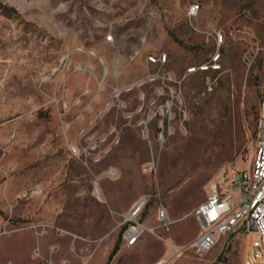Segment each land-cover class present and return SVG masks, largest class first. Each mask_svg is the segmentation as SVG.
Masks as SVG:
<instances>
[{"label":"rangeland","instance_id":"obj_1","mask_svg":"<svg viewBox=\"0 0 264 264\" xmlns=\"http://www.w3.org/2000/svg\"><path fill=\"white\" fill-rule=\"evenodd\" d=\"M263 67L264 0H0V264H107L120 235L108 264H242L253 234L199 252L194 210L248 163ZM144 194L169 229L126 246Z\"/></svg>","mask_w":264,"mask_h":264},{"label":"built area","instance_id":"obj_2","mask_svg":"<svg viewBox=\"0 0 264 264\" xmlns=\"http://www.w3.org/2000/svg\"><path fill=\"white\" fill-rule=\"evenodd\" d=\"M199 3L192 4L190 15H196ZM107 41H114V34L107 36ZM79 51H87L96 55L93 49L85 50L78 47ZM152 61H165L166 55L150 56ZM102 62V61H101ZM82 69L76 65L73 71ZM85 70L92 68L86 67ZM66 79L63 80V83ZM88 91L85 88L82 94L68 103L67 91L55 100L67 110L81 102V96ZM121 89L116 87L107 106L112 107L120 100ZM71 123H69L70 125ZM68 125V126H69ZM77 156L85 151L72 147ZM247 165L241 166L238 161L228 163L219 175L212 180L207 198L194 210L199 222L200 231L193 247L199 252L209 251L219 240L220 236L238 229H244L248 234H253L245 249L242 264H264V67L261 80L260 100L256 136L252 140L249 152L243 159ZM152 194L140 196L131 206L125 218L124 240L126 246L135 245L146 231L155 233L157 226L169 229L171 219L164 206H160L155 214L158 224L148 225V209ZM255 225L256 230L251 226ZM170 258H162L155 264H167Z\"/></svg>","mask_w":264,"mask_h":264},{"label":"trees","instance_id":"obj_3","mask_svg":"<svg viewBox=\"0 0 264 264\" xmlns=\"http://www.w3.org/2000/svg\"><path fill=\"white\" fill-rule=\"evenodd\" d=\"M169 33L174 37V39L176 41H178L179 43H183L182 40H180L179 38H177L175 35H173L171 33V31H169ZM245 118L247 121H249V126H253V125H257V120H258V112H257V109L255 108L254 105H251L248 110L245 112L244 114ZM126 225H124L123 227V230L125 229ZM120 244H121V235L118 237L113 249L111 250V253L109 255V260L108 262L110 261V259L113 258V256L118 252V250L120 249ZM222 256L220 255L219 256V259H221ZM107 262V264H108Z\"/></svg>","mask_w":264,"mask_h":264},{"label":"water","instance_id":"obj_4","mask_svg":"<svg viewBox=\"0 0 264 264\" xmlns=\"http://www.w3.org/2000/svg\"><path fill=\"white\" fill-rule=\"evenodd\" d=\"M251 229H252V230H256V226H255V225H252V226H251Z\"/></svg>","mask_w":264,"mask_h":264}]
</instances>
